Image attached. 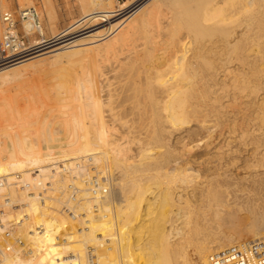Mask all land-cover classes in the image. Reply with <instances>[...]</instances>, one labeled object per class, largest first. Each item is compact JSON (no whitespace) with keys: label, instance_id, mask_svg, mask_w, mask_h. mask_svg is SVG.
I'll return each mask as SVG.
<instances>
[{"label":"bare ground","instance_id":"1","mask_svg":"<svg viewBox=\"0 0 264 264\" xmlns=\"http://www.w3.org/2000/svg\"><path fill=\"white\" fill-rule=\"evenodd\" d=\"M207 1L126 0L121 2L124 5L120 9L132 7L129 11H133V17L125 29L111 20V12L97 14L76 31L56 33L55 38L36 50L0 60V88L27 76L44 59L56 62L61 55L66 59L59 58L58 66L76 63L73 66L79 65L82 73L76 79L73 76L72 91L68 92L69 85L64 88L69 95L61 99V106L56 104L62 108L59 117H54L56 125L48 116L41 119L39 112L32 119L35 122L11 112L0 131V182L3 177L9 183L21 178L34 186L40 176L48 177L56 168L59 170L53 174L54 187L65 190L66 182L62 183L65 177L61 183L57 181L62 177L60 167L74 169L75 160L85 156H93L97 170L110 178V186L100 196L93 194L84 181L89 168L85 166L78 171L75 183L83 189V205L75 221L61 211L57 192L54 195L57 198L48 204L39 200L37 191H19L12 184H0L3 222L8 223L15 215L23 218L20 226H26V230L22 236L37 243L33 257H6L2 264H93L91 255L95 256L96 264H182L180 258L186 257V243L193 238H196L194 249L203 264L264 263V214L253 222L252 232L259 243L255 258L239 253L241 250L233 246L232 239L212 246L200 237L205 236L198 213L203 206L211 205L218 215L223 207L240 201L231 200L230 187L224 182L228 177L220 173L216 176V168L202 165L203 158L199 166L206 168H196L190 153L209 143L202 132L213 136L238 131L244 141L251 123L241 125L236 120L221 127L224 108L227 110L252 94L259 95L264 87V0H224V5H230L225 6L229 8L225 11L222 4L228 15L216 20H209L206 15L216 8L221 10L222 1L212 7H207ZM50 5L46 7L51 8ZM47 13L51 17L54 12ZM208 20L215 21L207 24ZM25 26L29 34L36 33L35 24L27 22ZM40 33L44 35L43 27ZM80 37L83 43H77H82L81 47L69 51L68 47ZM33 58L38 60L12 68ZM115 78L120 82L113 89L118 82L112 84ZM228 83L230 89H224ZM225 97L229 103L220 104ZM235 105L234 108L239 106ZM128 116L144 125L145 129L141 125L140 130H146L144 139L141 135L138 140L136 154L132 152L134 141L130 133L113 137L119 131L116 120ZM251 122L255 128L261 127L264 115L255 116ZM183 128L188 134L179 149L172 136ZM253 168L255 181L258 174H264V152ZM114 171H118L117 176ZM213 184L226 186L221 190L212 187ZM215 188L221 195L226 194L227 201L211 203ZM5 191L7 198H3ZM172 206L175 210H171ZM245 209L254 213L250 206ZM83 212L85 215H81ZM171 215L178 222L176 225L170 226ZM37 225H41L42 232L31 233ZM105 243L109 246L100 249Z\"/></svg>","mask_w":264,"mask_h":264},{"label":"rangeland","instance_id":"2","mask_svg":"<svg viewBox=\"0 0 264 264\" xmlns=\"http://www.w3.org/2000/svg\"><path fill=\"white\" fill-rule=\"evenodd\" d=\"M46 1L49 2L50 4H52L51 8H50L51 5L49 3L47 4ZM124 1H126V0H51V1H49V0H27V1L23 0L21 2L19 0H0V5H1L0 6V14L5 13L7 11L17 12L20 9H25L28 4L30 6L37 7L38 10L40 11L39 13H40L41 21L43 24L44 35H43V37H41V36L37 35L36 33L29 34V39L35 40V42H37L39 40L45 41V40H43V38H55L56 33L57 34H65L68 32L76 31L79 27L82 26V24H84L85 21L89 20L92 16L97 15V14H104L107 12L112 13L111 14V20L114 23L118 22V24L123 25L124 29H125L128 25L131 24L130 20L133 17L132 16L133 11L132 12L129 11V10H131L132 7L126 9L125 11H122L120 9V7L124 5L121 2H124ZM193 1H196V0H193ZM220 1H222V3L220 5H221V8L223 10L216 8L214 10L209 11L210 13L208 12L206 15L209 20L211 18L216 20V18H218V19L221 18L222 17L221 15L225 16L227 14L225 11H227L226 8L229 7L230 5L229 4H228L229 6L224 5L223 4L224 0H208L206 2V4H207V7H212ZM22 2H23V4H22ZM45 3H46V6H48V5H50V6L46 7ZM222 4L225 8V11H224ZM29 5H28V7H30ZM225 6H227V7H225ZM48 8H50V10L52 9L53 11H50ZM163 8H166V7L163 6ZM47 9H48V11H47ZM227 9H229V8H227ZM132 10H134V9H132ZM47 12H54V13H50V16H51V14H53L52 15L53 17L52 16L49 17V13H47ZM164 17L165 16H162L161 18L164 19ZM165 19H166V17H165ZM165 19H164V21H165ZM209 20L207 21V24L215 21V20H213V21H209ZM161 21H163V20H161ZM19 29L22 31L21 27ZM114 34H112V35H114ZM112 35H110L109 38H111ZM78 41L83 43V39L81 37L76 39L75 43H72V45H75V46L70 45V47H68L69 51H72V49H75V48H76L75 50H77V48L81 47L80 45H82V43L79 44V43H77ZM101 42H104V41H100V43ZM87 45H90V44H87ZM68 48L64 49L65 50L64 52H66V50H68ZM61 51H63V50H61ZM59 58H60V60L66 59V57H64V55H61ZM59 58H57V59L59 60ZM47 59H46V61L50 60L49 58H47ZM31 60L34 61V60H38V59L33 58L30 60L24 61L22 63L14 65L12 68L14 69V67H15L17 69L18 66H20L18 68H21L22 64H23V66L26 63L29 64L32 62ZM58 60H56V62H54L53 60H50L51 61V62L49 61L50 64H47L49 62H46L44 59V62L42 61L40 63V65L42 67L38 65L37 66L38 68L36 67L35 69H31L32 72L30 71L31 72V73H29L30 75L27 73L28 74L27 76L25 74L20 78H16L17 80L15 79L9 83H6L5 85L3 84L4 86H2L0 88L1 89L0 90V124L3 125V126L0 125L1 126L0 127L1 132H2L1 129L3 127H5L7 122H8L7 119L11 116V114L13 112L15 113L14 115H16L18 113V114H21L20 115L21 117H25L26 119L28 118L31 120L33 118H35L37 113L39 112L40 115H42L41 119L44 118L45 116H48V119H53V123L55 125L58 123L57 118L59 117V114H61V112H62V108L60 107L62 105L61 99L63 97H66L65 95H67V96L69 95V93H68L69 90L72 91L71 89H73L75 87V79H76L77 74L81 73V68L78 64L77 65L79 67L75 66L76 63L66 62L67 64L63 63L64 66L61 67L62 65L58 66V64H59ZM29 61H31V62H29ZM52 61H53V63H52ZM55 63H57V64H55ZM53 64H55V66ZM73 64H75V65L73 66ZM38 69H40V70H38ZM33 70H35V71L33 72ZM110 74H111V72L109 73V75ZM73 76L75 77V79ZM110 76H112V74ZM71 77H72V79H71ZM71 80H73V81H71ZM263 80H264V76H263ZM119 82H120V79L117 78V80H116V78H115V81L112 82V84L113 83L114 84L116 83V84H115V86L113 85L112 88L113 89L115 87L117 88L119 86ZM71 83L74 85L73 88L71 86ZM68 85H69V88L67 87ZM228 85H229V83L225 84L223 88L224 89H230V87H227ZM61 86H63V89ZM66 87L68 88L67 89L68 92H67V90H64V88L66 89ZM70 87H71V89H70ZM60 89H62V91ZM261 90H260L261 93L259 92L260 93L259 95L252 94V96L249 97L248 99H246V98L242 99L241 100L242 102L240 100L238 102H234L233 106L235 104H236L235 106L239 105L236 108H234L232 105L230 107L232 109L227 107V110H226V108H224L223 118L221 120L222 121L221 127L222 126L226 127V126L230 125L231 123L236 122V120L238 121L239 124L247 122V123H251V126H252L251 121L255 116L259 117V116L264 115V87ZM55 92L58 94H55ZM62 92L64 94H61ZM229 93L232 94V91ZM53 97H55V98H53ZM56 98H58V99H56ZM253 98H254V100H253ZM243 100H244V102H243ZM57 101H58V103H56ZM228 101H229V98L225 97L220 101V104H223V105L227 104V103H229ZM56 104L57 105L61 104V105L57 106ZM240 105L242 107H240ZM44 107H46V108H44ZM50 108H51V111L55 112L56 114L51 113ZM235 109H238V110H235ZM9 110H12V111L9 112ZM45 111H46V113H45ZM233 112H234V115H233ZM51 114H53V117ZM256 114H258L259 116ZM55 116H57V118H54ZM131 117L132 116H128L126 118L116 120L117 121L116 127L119 126V131H118L119 133L117 132V134H115L113 137L118 138V137H120V134L130 133L129 135L133 136V141H134L133 143L136 144V145H134L132 143V146H133L132 152L136 154V152L138 151L137 148L139 147L138 140L140 138H142V136H143L142 139H144V135L146 134V132H145L146 130L141 129L142 130L141 131L140 128L142 126H143L142 128L145 129L144 125L139 123L138 120H135L133 117L132 118ZM240 119H241V121H240ZM54 120L57 123H55ZM109 121L113 122V120H111L110 117H109ZM32 122H35V120H32ZM137 122L140 124V127L138 126L139 124H137ZM136 126H138L139 128ZM251 126H249V130L247 133L248 135H246L247 137L244 139V141L241 140L242 138H239V135H238L239 132L238 131L236 132L237 134L236 133H230L231 134L230 135V134H228V132L225 134L222 132H219L217 134H214L213 136L204 134L205 132H202L204 139L208 138L207 141H209V140L210 141H209V143L206 142L204 145H202V147L195 149V150H192L193 152L190 153V157H192L191 158V160L193 162L192 164H195L194 166H196V165L198 166L196 168L200 169L202 165H204V166L206 165L207 167L212 166L213 168H216V172H215L216 176L218 173H220L225 178L228 177V180H225L224 182H227L228 186L230 187L232 194L229 196L231 197V200L237 199V201H240L239 203H233L231 207L230 206L229 207H223V209L218 211V215L214 214L215 208L212 207L211 205L210 206L209 205L203 206L202 209L198 213L200 215V220H202L201 222H202L203 226L205 227V236L203 237L202 234H200V237H202L206 241L210 242L212 246L213 245L218 246L220 243L225 242V240L232 239V240H234L233 246L236 249L239 248V250L243 251V252L238 251L239 253H242L245 255L250 254L252 256V258H255L256 257V253H255L256 251L255 250L259 249L258 248L259 243L257 241L258 239L255 237V235L252 231H253V227H254L253 222L256 220V218L259 215L264 214V174H260V175L258 174V176H256V178H255L256 179L255 181H253L252 178H253V173L255 172V169L253 168V166H254V164L258 163V160L261 158V156L263 155V152H264V125H261V127H260V125H258V127H256V128H255V126H252L253 128ZM122 128L125 131L122 130ZM137 128L139 129V131H141L140 135L138 133L139 131H137L138 130ZM193 128L196 129V126L193 125ZM253 129H255V130H253ZM126 131H127V133H126ZM257 132H258V134H257ZM187 134L188 133H187V130L185 128L180 129L179 131H176L175 133H173L172 141L177 144V147L179 149L183 144V142H181V141L187 137L186 136ZM136 136H138L139 138H137ZM0 137L2 138V136H0ZM213 138H215V139L213 140ZM227 138L230 139V141ZM255 140H256V142H255ZM227 141L230 142V143L229 142L227 143L228 145L226 144ZM202 158H203V162H206L207 164L202 162V165L199 166ZM205 158H208L209 160L208 159L205 160ZM210 158H211V160H212V158L215 159V161L212 160V162H215V164L211 162ZM217 159H218L219 163L217 162ZM193 160H195V162ZM197 162H198V164H197ZM209 164H210V166H208ZM204 166H202V168H206ZM114 172H115V176H117L118 171H114ZM224 172L227 174V176H225ZM216 178L217 177H215L214 181L216 180ZM214 184L212 185V187L216 186L217 188H219L221 190L223 188H225V186H226L225 185L223 187H220L219 185H214ZM214 191H212V194H211V198H212L211 203L212 204L213 203H221L225 199H226L225 201H227V196L225 193H223V195H221L222 192H220L221 193L220 194L218 189H216V188ZM57 193H59V192L57 191ZM235 195H237L239 197L237 198V196H235ZM222 196H225V197L223 198ZM218 197H220V198H218ZM5 198H7V196ZM8 198H9V196H8ZM218 200L219 201L222 200V201L219 202ZM8 201L9 200H7V202ZM239 206H242V208H240ZM248 206H250L251 211H253L254 213L251 214L250 212L248 213V211H246L247 209H245V208H247ZM238 208L242 209L243 211H241V210L238 211ZM1 209H2V207H0V211H1ZM14 209H17V208H14ZM61 209H62V206H61ZM172 209L175 210V206H172L171 210ZM249 214H251V215H249ZM174 220H175V217L173 215H171V222L169 223L170 226H172L173 224L176 225V223H178V222L175 223ZM186 230H188V228H186ZM202 238H199V239L203 240ZM195 239L196 238H193V240H192L193 243L192 242L186 243V252L187 253H186L185 259L187 260V262L184 259V257L183 258L181 257L180 261H182V264H203L202 260L200 258H198L199 256L197 255L196 249H194L195 246L193 244H196ZM107 246H109V245H107V243H105L104 247H99V248L102 249V248H106ZM227 247H229V246H227ZM105 252H106V250H105ZM252 258H251V260H253Z\"/></svg>","mask_w":264,"mask_h":264},{"label":"built area","instance_id":"3","mask_svg":"<svg viewBox=\"0 0 264 264\" xmlns=\"http://www.w3.org/2000/svg\"><path fill=\"white\" fill-rule=\"evenodd\" d=\"M40 17V13L35 6L20 9L17 12L7 11L0 14V60L7 57L12 59L22 56L36 50L42 44L53 39L43 38L45 41L41 43L29 39V31L25 26L27 22L32 25L35 24L36 27H34V30L36 34L43 37V34L40 33L43 27ZM20 27L22 31L19 29ZM95 162L93 156H85L82 160H75L74 169L65 166L60 167L59 173L62 174V177L57 181L60 182L63 177H65L66 180L62 181V183L66 182L65 190H57L56 187H54L53 180H55V176L53 174L59 170L56 168L52 169V173L48 177L44 175L40 176L38 182L34 186L29 182L21 181V178L9 183L6 177H3L4 181H1L0 184H12L11 186H14L19 191H37L39 200L48 204L57 198L54 195L58 191V198H61L60 201L62 202L61 211L67 214L71 220L75 221L76 218L79 219L80 214H78V212L81 211L80 207L83 205V189L75 183L76 179L79 177L78 171L82 170L85 166L89 168L90 172L88 171V174L84 176V181L93 194H99L101 196L110 186V178L105 175L103 176V172L97 170ZM6 192L7 191H5L3 198L7 196ZM63 192L67 193V196L64 197ZM96 206L97 205H95V207ZM93 211L96 212L97 209L94 208ZM81 215H85V212L81 213ZM21 220H23V218H17V215H15L11 221L6 223L3 222L0 217V264H2V260L6 257L14 259L20 257L25 259L33 257L37 253V243L32 239H27L22 236V233L26 230V226H20L23 222ZM35 229L36 231H31V233H40L43 228L41 225H37ZM90 259L93 264L97 263L95 262L94 255H91Z\"/></svg>","mask_w":264,"mask_h":264}]
</instances>
